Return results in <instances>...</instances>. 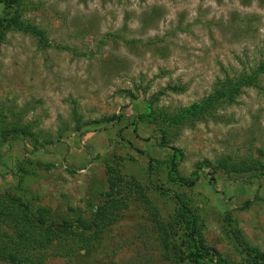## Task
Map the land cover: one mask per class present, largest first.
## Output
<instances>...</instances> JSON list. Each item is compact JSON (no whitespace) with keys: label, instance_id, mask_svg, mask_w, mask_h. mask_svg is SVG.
I'll use <instances>...</instances> for the list:
<instances>
[{"label":"rangeland","instance_id":"obj_1","mask_svg":"<svg viewBox=\"0 0 264 264\" xmlns=\"http://www.w3.org/2000/svg\"><path fill=\"white\" fill-rule=\"evenodd\" d=\"M12 14L41 35L0 36V207L16 196L55 219L89 220L107 200L109 175L127 195L98 231H84L89 244L65 252L63 239L78 237L55 230L24 255L42 264H172L135 183L165 220L180 193L202 245L232 261L224 264L264 253V68L207 114L177 126L133 123L146 103L173 113L256 71L264 0L0 1V15ZM12 128L23 133L7 141ZM138 150L154 160L151 180ZM172 154L177 174L197 176L193 185L168 180ZM250 163L256 169L241 170ZM16 241L0 212V245L15 249Z\"/></svg>","mask_w":264,"mask_h":264},{"label":"trees","instance_id":"obj_2","mask_svg":"<svg viewBox=\"0 0 264 264\" xmlns=\"http://www.w3.org/2000/svg\"><path fill=\"white\" fill-rule=\"evenodd\" d=\"M0 1L6 4L10 1H15L18 4V0ZM6 29L23 31L38 36L41 35L39 29L30 23L19 19L16 14H12L8 17L0 15V36L2 35V31ZM263 68L264 63H261L253 73L240 75L234 80L227 81L221 85V87L214 88L211 93L203 97L200 101L192 102L173 113H166L155 108L151 109L149 108L148 103H146L144 104V109L135 114L133 123L135 124L136 121L148 123L158 121L166 126H177L179 123H183L187 120L189 121L197 115L207 114L215 107L214 104L216 102L224 99H231L238 93L240 88L253 85L256 80V73ZM122 117L123 113H120V115H116L113 119L110 117L109 119H106V121L119 120ZM7 132V141H9L14 139L17 135H21L23 130L12 128ZM117 136H120L119 131H117ZM84 149L86 152H89L90 150L88 146H84ZM36 150H41L42 152L46 151L42 147H34L30 149L29 152L33 153ZM138 151L146 159L147 177L151 180L150 175L152 172L154 173L157 168L154 160L145 151ZM174 155L175 154H172L167 162L166 173L168 180L178 186L182 185L189 187L193 185L197 176L194 175L193 177L185 178L177 174ZM256 166L255 163H250L249 165H246V167L242 166L241 170L251 171L252 169H256ZM111 170L112 169L109 167V173ZM261 174H264V171ZM0 176L4 177L5 175ZM108 180L110 183V190L106 194L107 200L103 202V205L94 206L93 218L89 220H74L65 217L55 219L51 217L50 211L47 208L38 206L32 209L25 201L16 196L11 198V202L6 207L1 204L0 212H2L5 218H7L13 233L16 235L17 241L14 244L16 246L15 249L0 245V260H6L13 264H21V262L28 264H42L38 257L24 255L23 251L28 253L29 250L27 245L30 242H33L34 240L39 241V238L40 240H43V238L47 240L49 235L48 232L53 233L55 230L60 231V234H63L66 237L74 235L78 237V239L72 242V244L69 243L72 241L71 238H69V241L63 239V241L65 240L63 242L65 252L72 248L80 249L84 244H89L88 242L90 239L88 236H85L84 231L86 229H91L92 227L96 230L97 226L104 224L105 220L107 221L113 214L110 211H112L120 201L124 203L122 200H125L127 197V195H117L118 190L115 188L116 185L113 176L109 175ZM152 187L159 193H164L166 190L160 185H152ZM135 188L137 189V195L143 199V203L152 214V221H154L158 231V238L160 240V247L162 248V256L164 259L172 264H224V262H232L228 259L221 258V255L213 248L202 245L199 237V223L197 221V216L189 207L188 203L182 199L180 193H172L171 198L173 199L174 204L173 214L170 218L168 217L165 220L159 216L157 209L150 203L149 199L145 196L141 187L137 183H135ZM108 208H111V210L108 211ZM98 230L99 228L97 231ZM43 235L45 236L42 237ZM18 247H21L22 251L17 250ZM17 253H21L22 255L20 256ZM15 254L18 257H16ZM176 257H178V260ZM247 257L249 258L237 262L235 261L236 263L231 264H264V253H257Z\"/></svg>","mask_w":264,"mask_h":264}]
</instances>
